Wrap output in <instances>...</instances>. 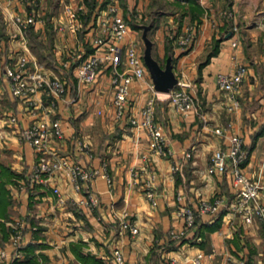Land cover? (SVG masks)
Returning <instances> with one entry per match:
<instances>
[{
    "label": "crops",
    "instance_id": "0c3cea01",
    "mask_svg": "<svg viewBox=\"0 0 264 264\" xmlns=\"http://www.w3.org/2000/svg\"><path fill=\"white\" fill-rule=\"evenodd\" d=\"M69 1L74 17L62 6L49 8L48 0H0V155L8 156L0 163L15 172L5 184L10 202L6 213L0 215V246L9 247L13 230L9 222L19 219L26 233L24 258L18 264H87L77 257L73 244L99 259L102 252L121 247L125 264H166L170 259L190 264L199 251L205 254L203 264H264V219L257 214L248 220L244 210L235 209L240 184L231 168L210 170L214 150L228 146L230 135L240 134L248 150L246 174L264 175V21L248 22L244 18L247 13L239 9L240 1L235 2H239L235 19L239 17L242 23L238 30L223 22L214 27L202 13L201 20L194 21L189 49L173 44V53L165 57L174 56L175 72L190 83L196 101L192 112L186 115L176 110L167 91L153 90L148 73L146 79L134 81L127 114L116 117L110 61L100 63L90 83L76 77L73 63L61 66V59L71 53L96 49L93 39L102 31L100 20L104 15V9L97 13L104 6H96L88 22L83 23L81 14L88 7L83 0L76 4ZM254 5L253 15L264 19L263 9ZM32 13L35 21L27 26L16 19ZM221 27L227 31L223 35ZM138 35L136 25H130L126 39L119 43L123 58L127 44L139 42ZM214 37L221 38L218 51L207 59ZM167 52V42L159 53L152 49L159 62ZM21 53L67 83L65 99L50 103L48 95H33L38 103L52 104L51 108L47 106L49 115L11 95L3 64ZM240 62L247 64L248 73L238 93L240 105L231 109L218 76ZM127 68L124 62L117 69ZM152 94L156 95L155 118L166 135L164 151L160 152L150 146L146 127L130 120L131 115H139ZM9 115H15L16 121L11 122ZM52 117L60 118L64 135L52 137L49 150L38 152L21 136L20 129ZM81 142L87 147L81 148ZM42 156L100 168L108 173L111 183L97 175L92 192L98 203L92 208L79 205L84 191L72 188L65 166L43 180L30 177ZM174 162H182V169L173 170ZM54 186L60 187L63 199L53 192ZM149 188L155 190V203L147 195ZM178 192L185 195L181 201ZM218 197L224 202L217 211L199 210L202 201ZM261 201L264 204V190ZM181 203L197 210L191 227L178 214ZM125 210L138 226L135 235L122 223ZM180 231L182 235L176 237L174 233Z\"/></svg>",
    "mask_w": 264,
    "mask_h": 264
},
{
    "label": "built area",
    "instance_id": "2783aa9c",
    "mask_svg": "<svg viewBox=\"0 0 264 264\" xmlns=\"http://www.w3.org/2000/svg\"><path fill=\"white\" fill-rule=\"evenodd\" d=\"M12 1V0H9ZM65 10L71 17L74 12L71 5H67ZM20 25L27 26L35 21V15L28 14L24 18L16 17ZM102 31L97 34L93 43L95 50L89 53L82 51L74 52L61 59L62 67L72 65L75 68L76 77L84 82L90 83L94 81L97 69L100 63L106 59L113 66L111 82L113 84L112 103L116 117H123L127 114V108L130 103L131 90L136 78L146 79L149 72L144 57L141 54L138 43L132 41L126 46V56L123 58V47L121 44L127 37L129 32L128 20L119 12L115 3H108L104 9V15L101 17ZM103 33V34H102ZM191 34L183 40L186 42L190 39ZM126 63L127 70H118V66ZM3 72L8 78L9 89L11 95L15 98L27 101L32 107L42 109L41 114L49 115L52 104L44 105L38 103L33 97L35 93L48 95L55 99H65L67 94V83L64 79L49 75L39 63L31 59L27 53L19 54L13 61L3 64ZM248 73V66L243 63L237 65L228 72H222L218 76L220 87L227 91L231 101L230 108L234 109L240 105L238 93L242 87L245 77ZM153 90L154 82L149 81ZM190 83L179 78L177 85L170 91H167L170 101L176 110L184 114H189L195 107V97L189 89ZM156 95L152 94L146 100L141 108L139 115H131L130 120L133 124H142L146 127L150 137V146L155 151H164L166 144V135L163 125L155 118ZM11 122L16 121L15 115H9ZM216 130L221 132L222 129L217 127ZM23 138L33 146L38 152H46L49 150V142L52 137H62L64 129L59 117L42 119L29 126L20 129ZM81 148H86L85 143H80ZM248 157V150L244 143V138L240 134H232L229 136V143L226 147H219L213 152V161L210 170L219 169L225 171L231 168L235 181L240 184L237 201L234 204L235 209L244 210V215L248 220H253L255 215L264 219V204L261 201V192L264 190V175L249 177L244 170V163ZM61 166H65L68 174V182L76 191L82 192L83 196L79 197V205H85L90 208L98 203L97 196L92 192V184L97 175H101L111 183L110 177L106 171L97 167L87 166L79 161L60 160L57 158L47 159L42 156L33 166L30 177L35 180H43L45 175L56 171ZM182 162H174L172 168L175 171L181 170ZM53 192L60 199V187L54 186ZM148 197L155 203V190L149 188L147 190ZM185 197L183 192L177 193V199L183 200ZM224 199L218 197L215 200H204L200 203V211H217L223 204ZM178 214L184 219L187 227H191L196 222L197 210L189 203H181L178 207ZM122 223L125 227H129L132 234L138 233L139 229L136 223L130 218V212L125 210L122 213ZM13 227L9 237V247L0 246V264H18V261L24 258L23 245L25 244L26 227L22 220L9 222ZM183 231L175 232L176 237H180ZM204 252L199 251L189 261L190 264H203ZM101 258L103 264H125V256L121 247L115 246L108 252H102ZM166 264H178L175 259L166 261Z\"/></svg>",
    "mask_w": 264,
    "mask_h": 264
},
{
    "label": "rangeland",
    "instance_id": "374dc122",
    "mask_svg": "<svg viewBox=\"0 0 264 264\" xmlns=\"http://www.w3.org/2000/svg\"><path fill=\"white\" fill-rule=\"evenodd\" d=\"M72 1L74 4L78 2V0ZM236 1L242 3L239 9L247 13V16L244 18L248 22L256 24L257 22L264 21L261 17L254 16L256 15L254 14L256 11L254 4H258V10L261 11L263 9L264 11V0H199L206 13L205 15H207L214 27L218 26L220 22H223V24H228L227 26L232 27V30H238L239 24H242L239 17L237 21L235 19L236 7L239 6V2L235 4ZM109 2L115 3L118 6L119 12L128 20L129 26L136 25L138 28V47L143 57L146 44L142 34L146 25L149 26L148 35L153 40V51L155 50V52L159 53L162 44L169 40H172L173 44L180 46L182 49H189L188 46L191 43L195 31L194 21L197 22V20L193 19L190 14L181 17V13L184 10L182 2L178 0H97L99 8L104 6L98 9L99 11L97 13L105 9ZM69 3V0H48L46 5L49 8L53 7V9H59L61 6L65 9ZM180 19L182 23L184 22V27L183 24H179ZM243 23H246V21H243ZM223 26L225 27V25ZM222 30L221 35H223L224 31L227 32L225 28H222ZM190 34V39L188 41L186 40V42L183 41ZM209 47L211 48L212 46L209 45ZM168 54L169 51L165 56L163 55L161 57L160 63L162 65L166 64L167 58L165 57ZM172 58L173 62L174 56ZM7 159V155H0V161H7ZM9 225L11 224L9 223Z\"/></svg>",
    "mask_w": 264,
    "mask_h": 264
},
{
    "label": "trees",
    "instance_id": "16d2710c",
    "mask_svg": "<svg viewBox=\"0 0 264 264\" xmlns=\"http://www.w3.org/2000/svg\"><path fill=\"white\" fill-rule=\"evenodd\" d=\"M182 2L184 10L181 13V17L186 14H190L193 19L197 21L201 20V14L204 12V8L199 0H178ZM85 5L88 7L87 11L81 14L83 19V23H87L90 17L93 14V11L97 5V0H83ZM180 24L182 21L180 19ZM221 38L214 37V43L211 45L212 47L209 49L207 53V59H209L213 54L218 51V46ZM167 50L170 53H173V42L172 40L167 41ZM15 175V172L6 164L0 163V215H4L6 213V208L8 203L10 202V197L8 193V189L6 188V182L12 180V176ZM197 218V216H196ZM73 250L76 252L77 257L86 262L87 264H103L102 259L96 257L95 255L89 253H83L80 248L72 245Z\"/></svg>",
    "mask_w": 264,
    "mask_h": 264
},
{
    "label": "water",
    "instance_id": "95a60500",
    "mask_svg": "<svg viewBox=\"0 0 264 264\" xmlns=\"http://www.w3.org/2000/svg\"><path fill=\"white\" fill-rule=\"evenodd\" d=\"M149 26H145L143 39L145 40L144 60L153 79L155 88L160 91H170L179 80L174 70L172 56H168L165 65H162L152 54L153 40L148 35Z\"/></svg>",
    "mask_w": 264,
    "mask_h": 264
}]
</instances>
